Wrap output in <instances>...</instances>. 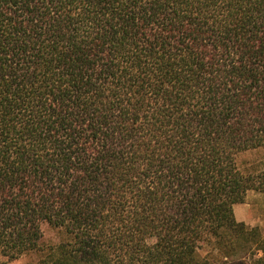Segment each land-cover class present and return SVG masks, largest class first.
<instances>
[{
    "label": "trees",
    "instance_id": "obj_1",
    "mask_svg": "<svg viewBox=\"0 0 264 264\" xmlns=\"http://www.w3.org/2000/svg\"><path fill=\"white\" fill-rule=\"evenodd\" d=\"M248 151L264 153V0H0L3 257L264 264L234 213L264 193Z\"/></svg>",
    "mask_w": 264,
    "mask_h": 264
},
{
    "label": "rangeland",
    "instance_id": "obj_2",
    "mask_svg": "<svg viewBox=\"0 0 264 264\" xmlns=\"http://www.w3.org/2000/svg\"><path fill=\"white\" fill-rule=\"evenodd\" d=\"M264 160V153L261 151H248L239 157V163L243 168H250L254 162ZM235 217L238 222H243L247 228L258 230L261 238L264 239V193L249 191L244 201L234 207ZM46 243L56 244L60 236L51 229H44ZM262 253H258L261 256ZM39 255L28 253L15 259H8L0 254V262L6 264H35Z\"/></svg>",
    "mask_w": 264,
    "mask_h": 264
},
{
    "label": "crops",
    "instance_id": "obj_3",
    "mask_svg": "<svg viewBox=\"0 0 264 264\" xmlns=\"http://www.w3.org/2000/svg\"><path fill=\"white\" fill-rule=\"evenodd\" d=\"M235 206H236V205H235ZM235 206H234V207H235ZM234 213H235V210H234Z\"/></svg>",
    "mask_w": 264,
    "mask_h": 264
}]
</instances>
